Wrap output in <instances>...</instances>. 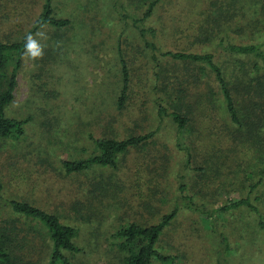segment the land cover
I'll return each instance as SVG.
<instances>
[{
    "label": "rangeland",
    "instance_id": "obj_1",
    "mask_svg": "<svg viewBox=\"0 0 264 264\" xmlns=\"http://www.w3.org/2000/svg\"><path fill=\"white\" fill-rule=\"evenodd\" d=\"M121 1L127 14L137 18L147 7L144 0ZM43 2L0 0V40L23 39ZM51 3L56 16L70 23L59 29L45 25L33 33L43 32L47 37H36L45 46L42 60L22 57L14 99L5 113L29 121L19 140H0L4 197L29 201L69 223L80 224L82 251L65 252L73 264H119L111 230L131 221L156 223L174 208L177 219L162 234L158 247L164 253L177 254L178 264H216L221 244L218 232L228 236L227 264H264V229L249 226L247 209L227 212L216 220L214 232L208 218L177 200L185 196L189 201L187 196L193 195L196 201L215 206L245 194L240 178L247 172L239 171L236 162L241 160L233 158L231 151L236 149L241 155L246 150L233 140L240 127L229 118L213 72L208 68L201 72L202 63L160 54L165 50L213 52L230 86L245 79L244 70L250 71L245 77L256 76L247 56L216 48V42L197 41L196 36L199 25L212 12L217 19L223 18L220 23L232 21L229 16H237V22L245 20L242 16L260 17L264 22V0H161L144 20V26L156 30L155 37L147 35L159 47L157 61L151 59L131 21H120L113 12L112 0ZM258 28V32L264 31V27ZM245 32L242 36L228 34L232 41L247 43V28ZM119 50L130 76L122 108L116 103L122 83ZM155 63L158 77L153 73ZM157 101L169 112L187 117L188 122L178 129L171 117L158 115ZM238 115L244 116L241 110ZM151 131L154 134L147 143L120 156L117 169L100 167L95 174L66 175L59 165L60 159L92 154L91 137L124 138ZM243 161L241 167L250 168ZM1 211L3 218H13L12 223L20 227L13 236V253L29 264H49L52 241L41 224L16 216L9 207ZM81 216L90 220L82 218L83 223Z\"/></svg>",
    "mask_w": 264,
    "mask_h": 264
},
{
    "label": "trees",
    "instance_id": "obj_2",
    "mask_svg": "<svg viewBox=\"0 0 264 264\" xmlns=\"http://www.w3.org/2000/svg\"><path fill=\"white\" fill-rule=\"evenodd\" d=\"M144 1L147 3V7L141 18L127 14L121 0H112L111 7L113 12L118 15L120 21H131L142 37L145 48L150 52L151 59L157 61L156 52L159 51V47L152 39L149 40L147 35L149 33L151 37H155L156 30L152 27L147 28V26H144V20L152 16L154 7L161 0ZM220 9L224 10V8ZM237 13L238 11L235 9V15ZM217 17L214 12L210 16L205 17V20L199 25V32L196 36L197 41H204L205 43L216 42V48L220 47L224 51L247 56L248 60L253 63L250 70L251 72L255 71L256 76L245 77V75L250 74V71L244 70L245 79H240L230 86L220 65L214 60L213 52L185 53L165 50L161 51L160 54L162 56L169 55L174 59L190 63H202L203 66H200L201 72H204L206 68L213 72L229 118L232 123L240 127V130L237 129L233 140L239 141V145L244 146L246 150V152H241L240 155L236 149H233L231 151L232 156L233 158L239 157L241 161L243 160L240 156L249 159H245L248 160L247 162L243 161L246 164L249 163L250 168L247 169L241 167V161L237 160L236 162L239 171L247 172L246 175L240 178L241 187L244 188L245 194H241L235 200H230L227 204L222 203L215 206H208L206 204L208 202L196 201L193 195L187 196L191 198L189 201L185 199V196H178L177 200L187 202L189 208L208 218L211 230L214 232H216L217 219L222 218L230 210L239 209H247L251 215V224L249 226L253 229L258 227L261 230L264 229V212L260 208L261 206L264 207V31L258 32L260 31L258 26L264 27V22L260 20V17L250 19L248 16H242L245 20L241 19L243 22H237L238 20H235L237 16H229L230 18L233 17L232 21L224 19L225 21L220 23L218 21L223 18L217 19ZM225 17L227 18L228 16ZM69 23V19L56 16L51 0H44L41 12L34 20L28 33H34L45 25L59 29L68 26ZM246 28L249 36L247 43H237L230 39L228 31L242 36L246 34ZM25 36L17 41L4 42L0 40V140H19L25 135V125L29 121V118L8 116L5 113L14 99L13 92L16 85V76L21 65ZM119 54L122 83L116 103L118 108H122L128 97L130 76L120 50ZM257 60L261 61L262 67ZM10 64L12 68L8 72ZM158 67L159 65L155 63L153 73L156 77L160 76V72L157 71ZM201 72L199 73L201 74ZM154 87H156L155 89L158 88L156 84ZM240 88H243L242 93H240ZM238 96H240L239 99L237 98ZM156 105L158 115L171 117L172 121L177 123L178 129H181L188 122L187 117L175 111L169 112L160 101H157ZM239 110L242 111L243 118L239 117ZM153 134L154 131L128 135L124 138H117L116 136L91 137L94 149L92 154L84 158L60 159L59 165L66 175L86 174L88 171L95 174L100 167L117 169L122 154L127 153L130 148L144 145ZM219 168L220 166L218 165L217 171H219ZM2 187L3 184L0 178V264H29L23 262L21 258L13 253L16 245V238L13 236L17 234L16 230L20 227L16 223H12L13 218L7 221L2 217L1 210L3 207H9L16 216L30 218L41 224L52 241L49 264H73L65 255V252L77 254L82 251L78 243L81 225L69 223L62 219V216L49 212L29 201L7 199L2 194ZM176 216L177 209L174 208L169 212L163 213L159 220L153 224L131 221L114 227L110 236L114 245L112 246L113 251L118 253L119 264H152L154 262L159 264H178L179 258L177 254L164 253L158 247L160 237L168 226L175 222ZM82 218L85 221L90 220L87 216H81L82 222ZM3 219L6 224L3 223ZM7 224L8 226H6ZM216 237L218 242H221L220 252L217 250V255L220 256V259L216 260V264H225V262L227 264L225 254L228 253L229 249L228 236L223 232H218ZM30 250L31 245L28 244V251ZM222 251H224V254ZM224 256L226 261L223 260Z\"/></svg>",
    "mask_w": 264,
    "mask_h": 264
},
{
    "label": "clouds",
    "instance_id": "obj_3",
    "mask_svg": "<svg viewBox=\"0 0 264 264\" xmlns=\"http://www.w3.org/2000/svg\"><path fill=\"white\" fill-rule=\"evenodd\" d=\"M37 36L47 39L43 32H37L35 35L30 32L27 33L24 38V51L22 53L23 59L35 62L44 58L45 46L40 43V41L36 38Z\"/></svg>",
    "mask_w": 264,
    "mask_h": 264
}]
</instances>
